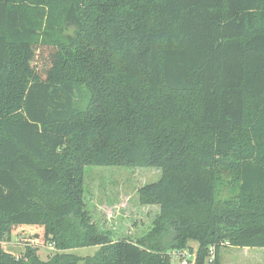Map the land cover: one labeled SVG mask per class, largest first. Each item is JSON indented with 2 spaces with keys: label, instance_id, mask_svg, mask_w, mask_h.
I'll list each match as a JSON object with an SVG mask.
<instances>
[{
  "label": "trees",
  "instance_id": "trees-1",
  "mask_svg": "<svg viewBox=\"0 0 264 264\" xmlns=\"http://www.w3.org/2000/svg\"><path fill=\"white\" fill-rule=\"evenodd\" d=\"M88 166L161 170L139 189L159 206L147 232L99 229ZM18 227L100 247L0 250V264H173L190 241L198 264L211 246L220 264L225 244L264 248V0H0V242Z\"/></svg>",
  "mask_w": 264,
  "mask_h": 264
},
{
  "label": "rangeland",
  "instance_id": "rangeland-1",
  "mask_svg": "<svg viewBox=\"0 0 264 264\" xmlns=\"http://www.w3.org/2000/svg\"><path fill=\"white\" fill-rule=\"evenodd\" d=\"M49 64L45 56H39L36 66L44 69ZM157 168H132L125 166H88L84 173V200L92 220L100 230L110 231L114 240L137 237L147 232L159 206L142 204L139 189L161 178ZM231 185L223 188L221 198L232 195ZM37 228L18 227L0 242V250L22 257L31 248L42 260L56 253L71 252L80 257L92 256L100 246L76 247L61 250L50 242H44ZM197 249L198 244L190 241ZM194 254V253H192ZM191 259L193 256L190 257ZM220 264H264V248H240L225 244L220 251Z\"/></svg>",
  "mask_w": 264,
  "mask_h": 264
},
{
  "label": "built area",
  "instance_id": "built-area-1",
  "mask_svg": "<svg viewBox=\"0 0 264 264\" xmlns=\"http://www.w3.org/2000/svg\"><path fill=\"white\" fill-rule=\"evenodd\" d=\"M196 251L197 249L193 250L192 252L189 249L172 251L171 257L173 264H198ZM191 256H193L192 259L190 258ZM204 264H216V254L214 246H211L209 248V255L206 258Z\"/></svg>",
  "mask_w": 264,
  "mask_h": 264
}]
</instances>
